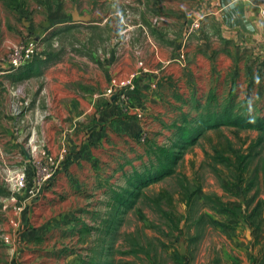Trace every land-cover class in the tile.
<instances>
[{
    "label": "rangeland",
    "instance_id": "374dc122",
    "mask_svg": "<svg viewBox=\"0 0 264 264\" xmlns=\"http://www.w3.org/2000/svg\"><path fill=\"white\" fill-rule=\"evenodd\" d=\"M153 1L110 3L125 9V19L131 20L136 14L153 18ZM174 1L175 8L182 3ZM105 4L109 3L0 0V264H264V141L258 144L254 131L221 127L202 132L195 145L182 151L172 176L142 189L131 208L113 210L111 206L113 192L126 188L128 176L119 167L129 163L124 168L127 172L131 165L140 168L146 160L139 136L145 138L143 145L160 143L168 134L166 141L172 140L181 117L189 119L198 113L171 97L176 87L166 88L161 99L155 92L159 80L168 83L163 79L173 74L180 96L188 101L197 97L200 110L210 101L213 108L233 99L238 113L264 117L260 59L264 52L259 55L251 47L220 43L206 18L197 21L199 31L188 35L180 56L161 59L154 68L153 59L137 60L140 70L149 68V72L132 73L133 90H115L119 96L124 94L123 99H115V116L121 121L116 131L127 130V140L121 134L115 136L101 152L98 145L91 147L98 141H88L81 148L68 142L62 147L54 141L52 147L38 136L44 117L43 112L33 111L40 106L37 88L50 71L55 73L52 68L81 65L82 71H88V53L102 55L115 46L108 42L111 31L107 28L67 24L74 9L81 15L97 12L90 21H99ZM196 6L191 0L192 11ZM30 24L47 28L35 33ZM197 33H202V40ZM34 38L38 43L34 61L41 62V74L18 80L28 64L11 69V51ZM207 47L211 55L203 52ZM120 59L109 61L115 70L110 82L135 61ZM98 62L104 61L98 56ZM218 76L226 79L219 89L214 85ZM66 89L63 84L61 91ZM25 102L26 107H19ZM135 112L142 115L141 120ZM33 124L38 137L32 143ZM218 154L230 158L231 164L220 161ZM240 157L246 160L239 165ZM49 159L56 167L34 197L39 168ZM21 177L23 188L18 186ZM11 197L13 203L6 201ZM247 243L259 252L250 254Z\"/></svg>",
    "mask_w": 264,
    "mask_h": 264
},
{
    "label": "crops",
    "instance_id": "0c3cea01",
    "mask_svg": "<svg viewBox=\"0 0 264 264\" xmlns=\"http://www.w3.org/2000/svg\"><path fill=\"white\" fill-rule=\"evenodd\" d=\"M102 1H106L109 4L104 5L102 17L99 21H90L97 15V12L93 13L94 15L92 13L85 15L79 13L81 16H88V21L86 23H74L72 21L73 13H71V23L67 22V24L76 26L79 24H94L107 28L111 31L108 42L115 46L110 47L102 55L96 52L88 53V60L91 61L87 64L88 71H82L81 65L75 67L65 65L62 67L63 65L57 64L55 68H52V70L56 69L55 73L53 74L50 71L44 78L43 85L37 88L38 95L43 96V98L40 99L41 96L38 97L39 99L36 100V103L40 106L35 107L33 111L38 114L43 112L42 117H44L38 136L50 145L52 144V147L54 141H57L58 145L61 144L62 147L68 142L70 146H80V148L88 141H98V144L91 145V147L98 145L100 151L104 152L106 148L110 147V142L116 139L115 136L121 134L120 136L127 140V130L123 133H117L116 131V123H121V121L115 116V99L108 97L105 93L110 80L115 77V70H113L109 61L117 58H121L120 60L122 61L135 60L129 64V67L125 66L121 69L122 72L118 73L117 77L120 80L135 72L148 73L149 68L140 70V64H138L137 60L153 59L154 68L161 63V59L180 56L185 47L184 43L188 38V29L193 22L199 20L202 22L206 18L205 22L215 27V36L219 37L220 43L238 44L242 49L251 47L259 55L264 52V37L261 34L258 6L254 0H195L197 6L193 11L191 9V0H179L182 3L177 8L174 6V0H154L153 2L156 4L154 11L156 14L153 18H140L136 14L131 20L125 19V9L118 10L115 5L110 3V0ZM159 2H161V7ZM175 9H177V12H175ZM30 27L31 31L35 33L44 32L42 27L44 30L47 28L45 24H42V26L30 24ZM198 31L199 29L195 32ZM197 34H199L197 38L202 40V33ZM221 45L224 47L227 44ZM186 50L189 51L188 47ZM211 50L210 47H207L203 52L211 55ZM98 56L99 61L103 60L104 62L99 63ZM263 57H260L262 61ZM26 64L33 65L31 72H29V78L35 76L34 74H41V62L33 60ZM163 80L168 81V83H161L159 80L155 90L161 99H165L166 88L174 89L173 87H176V90L180 89L178 80L175 79L173 74L168 75ZM225 80V78L222 79L218 76L214 85L219 89ZM63 84L69 88L64 93L61 91ZM176 90L170 91L171 97H174L183 105L186 104L187 107L189 105L192 107L197 97H194L193 101L183 100L180 96L181 94L178 90L176 92ZM61 118L64 120H60ZM62 121L66 122V126ZM123 121L125 122V120ZM130 122L135 123L131 119ZM34 125L31 127L32 143L38 137L35 135L36 128ZM42 128H44V131H41ZM66 135L67 141L65 139ZM169 135H164V139L162 138L160 143L143 145L140 141L141 148L145 150L146 160H141L140 168L131 165L127 172L124 171V168L129 163L125 162L124 167H119L122 174L129 176L134 170H140L145 164H148L150 148L168 143L169 140L166 141V139L169 138ZM90 159L92 160L91 157ZM246 248L250 254L256 255L259 252L256 246H253V243H247ZM261 254L264 255L262 249ZM259 264H262V262H259Z\"/></svg>",
    "mask_w": 264,
    "mask_h": 264
},
{
    "label": "trees",
    "instance_id": "16d2710c",
    "mask_svg": "<svg viewBox=\"0 0 264 264\" xmlns=\"http://www.w3.org/2000/svg\"><path fill=\"white\" fill-rule=\"evenodd\" d=\"M32 64L28 65L26 70L18 74V80L27 79L31 72ZM212 101L204 109H199L197 100L193 102V109L198 111L193 118H182L180 125L174 126L172 140L162 146L150 148L148 154V164H145L140 170H134L126 179V188L120 189L112 194L113 210L120 208L128 209L133 207L134 202L140 197L142 189L150 184L158 182L166 177L172 176L181 160L182 151L187 147L195 145L200 134L205 131H217L221 127H227L236 130H251L259 135L258 144L264 141V117H254L246 111L237 112L233 99L224 104H216L212 108ZM212 109V110H211ZM220 161L226 165L231 164V159L217 155ZM239 165L246 158L240 157ZM240 167H237L239 170ZM112 224V221H109ZM215 225V223H213Z\"/></svg>",
    "mask_w": 264,
    "mask_h": 264
},
{
    "label": "built area",
    "instance_id": "2783aa9c",
    "mask_svg": "<svg viewBox=\"0 0 264 264\" xmlns=\"http://www.w3.org/2000/svg\"><path fill=\"white\" fill-rule=\"evenodd\" d=\"M254 1L256 2V5L258 6V17H259V22L261 23V34L264 37V0H254ZM198 26H199L198 22H193V24L188 29L187 35H191L192 31L196 30ZM37 49H38V43L35 38L28 40L27 42H25L23 46L19 48L12 49L11 54H10V59H9L10 68L16 69V68L21 67L22 65H25L26 63L33 61L35 56L38 53ZM263 63H264V57H263ZM134 76L135 75L132 74L131 76L126 78L124 81L113 79L105 91L106 95L114 99H123L124 94L120 93V96H119L118 92L125 90V89L133 90L134 89V82H133ZM115 90L118 92L116 93ZM27 105H28L27 102H25L24 104L23 103L20 104L19 107H22V106L26 107ZM133 115H135V117L138 119L142 118V115H140L138 112H135ZM141 136L142 135L139 136L140 141H144L145 138ZM35 150H36V147H33L32 153H34ZM38 165L39 163H37V166ZM54 167H56V162L49 159L48 163L43 164V166L39 168L40 172L38 174H40V177L37 179L36 187L34 188V197L41 190L44 182H46V180L48 181L52 177V174L54 172L53 171ZM23 185L24 183L22 182V177H21V179L19 180L18 186L20 188H23L24 187ZM30 195H33V192H30ZM6 201L13 203L14 198L11 197ZM4 241L6 244L9 243V238L6 236L4 238Z\"/></svg>",
    "mask_w": 264,
    "mask_h": 264
},
{
    "label": "water",
    "instance_id": "95a60500",
    "mask_svg": "<svg viewBox=\"0 0 264 264\" xmlns=\"http://www.w3.org/2000/svg\"><path fill=\"white\" fill-rule=\"evenodd\" d=\"M72 21L74 23H79V22H87L88 21V16H81L79 15V12L75 10L72 15Z\"/></svg>",
    "mask_w": 264,
    "mask_h": 264
}]
</instances>
